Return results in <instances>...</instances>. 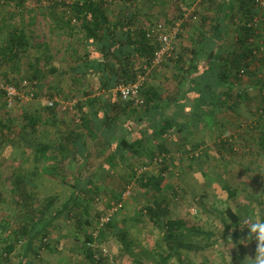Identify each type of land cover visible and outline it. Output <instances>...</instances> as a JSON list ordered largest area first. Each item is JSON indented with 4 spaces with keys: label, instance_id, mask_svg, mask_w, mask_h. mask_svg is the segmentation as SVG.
Masks as SVG:
<instances>
[{
    "label": "rangeland",
    "instance_id": "obj_1",
    "mask_svg": "<svg viewBox=\"0 0 264 264\" xmlns=\"http://www.w3.org/2000/svg\"><path fill=\"white\" fill-rule=\"evenodd\" d=\"M64 1L23 0L19 9L18 0H0V46L7 39L6 31L10 27L18 30L24 28L29 41V48L23 57L1 61L0 55V83L12 84L21 95L10 108L5 106L0 97V121L5 127L1 129L3 133H0V264H6L2 226L7 224L6 233H10L15 242V250L9 260L11 264H18L26 240L16 235V229L31 222L43 226L44 221H41L38 212L51 198L57 199L51 209L52 213L59 211L73 191V172L79 171L82 166L80 159L67 152L59 158V164L44 159L36 161V148L48 146L52 152H58L60 149L57 146L66 143L68 131H76L77 105L71 110L67 106L73 99H77V104L92 97L98 99V105L105 102L96 77L87 75L81 78L75 75L74 65L85 51L84 44L78 40V24L73 22L66 27L57 20L59 18H51L48 14L52 6L56 3L61 6ZM123 1L110 0L109 8L112 10L108 11V15L115 19L119 12L130 11V1H135L138 3L136 11L140 15V25L146 28L161 25L167 29L168 24L177 17L178 9L187 8L195 19L192 20L193 26L183 31L177 39L176 51L184 45L193 46L190 45L191 42L193 44L192 37L201 32L204 18L210 20V5L216 11L218 7L215 4H220V0H211L212 3H207L209 0ZM200 1H204L203 4ZM65 3L68 5L70 0ZM206 6H209L208 12L203 11ZM61 9L59 7L57 11L60 13ZM65 12L68 17L71 16L70 12ZM261 17L257 28L264 33V14ZM235 33L237 28L227 27L225 43L219 49L216 46L214 52L230 51ZM173 58H166L162 64L152 67L148 76L142 75L143 83L159 82L160 87L167 85V77L175 70L165 64L169 62L173 66ZM254 66L258 68L260 65L254 63L252 68ZM24 81L27 82L25 88L21 86ZM32 91L34 96L30 97ZM249 92L255 98L252 110L249 106L242 109L248 122L245 117V121L236 122V117L223 116L224 123L219 121L214 131L202 133V137L198 138L202 144L198 143L192 154L188 152L190 147H185L182 141L180 144L176 140L174 143L169 140L166 142V149L171 156L165 161L168 170L162 193L171 204L168 207V218L179 221L176 239L189 247L179 249L177 254L168 259L163 233L143 213L145 196L137 189L135 178L131 177L133 174L128 167H137L134 173L139 177L150 170L151 173H157L160 165L152 164L147 171L139 173L138 169L142 165L129 159L123 161L122 167L106 169L99 174H106L102 176L103 185H91L84 196L77 194V199L88 198V212L93 219L91 225L77 226L71 211L76 203V199L73 200L69 206L70 212L56 218L46 236L37 240L36 252L28 256L29 262L264 264V152L258 147L260 129L256 126L262 121L256 120L254 113L255 109H259L264 114V100L256 88H251ZM49 102H53L57 119L61 121L58 127L44 117ZM98 109L101 107L98 106ZM25 113L39 118L34 133L26 126L23 117ZM207 120L200 119L198 123L205 127ZM254 121H257L256 124ZM219 141L226 143L219 145ZM148 146L156 149L152 143ZM195 154L198 156L195 157ZM19 179L23 181L20 188L14 183ZM226 185L235 190L233 199L228 198ZM22 188L26 191V198L21 194ZM127 190L129 195L112 219L130 239L129 250L125 254L121 242L110 230L100 225L99 217L107 212L111 203L121 200L120 195ZM171 190H174L176 196L171 195ZM227 208L237 215L238 226L231 225L225 214ZM234 232H239L238 238L233 239ZM87 235L92 236L91 248L87 246ZM103 249L105 252L102 253ZM94 255L99 257L97 262H92L95 261Z\"/></svg>",
    "mask_w": 264,
    "mask_h": 264
},
{
    "label": "trees",
    "instance_id": "obj_2",
    "mask_svg": "<svg viewBox=\"0 0 264 264\" xmlns=\"http://www.w3.org/2000/svg\"><path fill=\"white\" fill-rule=\"evenodd\" d=\"M66 1L62 2L61 6L56 3L48 11V14L51 18H59L57 20L66 27H69L73 22L78 24L77 34L80 35L78 40L84 44L85 51L82 56L77 58L74 65L75 75L81 78L87 75L96 77L99 89L104 93L105 102L98 105V99L92 97L77 104L76 120L78 125L76 131H68L66 143H60L57 146L60 151L52 152L48 146L36 148V161L44 159L59 164V158L64 157L67 152L68 155L71 154L74 158L80 159L82 166L79 171L73 172L75 182L72 187L73 191L59 211L52 213L51 209L57 199L51 198L38 212L41 215V221H44L43 226L40 227L39 223L33 222L32 224L31 222L30 224L24 223L23 226L16 229V235L23 236L26 240L23 256L18 264H32L29 262L28 256L36 252L37 240L46 236L56 218L70 212L69 206L73 200L76 199V203L71 211L77 226L91 225L93 219L88 212V198L79 197L78 200L76 196L78 193H81L82 196L86 194L87 189L91 187L92 178L106 169L122 165L124 160L129 159L138 161L142 166L150 167L153 164V159L159 158L162 154L170 155L164 143L168 140L174 143L175 136L184 132L182 130L187 126L198 127L200 119L214 118L216 111H221L222 108L228 113H235L242 99L250 100L248 106L252 108L251 97L247 96L245 91L241 92L239 89L230 87L231 80L240 82L242 78H246L257 83L256 86H259L261 92L260 98L264 100V95H262L264 92V33L257 28L264 10L256 4L255 0H232L230 3L233 5L232 10L227 8L228 11L222 8L224 3L222 1L214 18L211 20L204 18L201 23V32L195 36L197 47L181 46L175 58L172 59L173 66L166 62L165 66L170 65L175 70L174 77H181V81H185L184 96L193 104L191 108L187 109V112L192 111L191 116L186 115L185 107L177 106L176 111L169 114L168 117L163 116L164 108L161 107V96L148 83L144 82L141 85L142 103L137 106L132 101H122L119 93L114 91L118 85L135 83L139 75L147 73L148 76L150 71L146 72L144 68L151 67L155 52L158 50L157 40L147 37L153 26L150 29L140 25V15L136 11L138 3L124 0L123 2L130 1L131 10L119 12L113 19L114 17L108 15V11L112 10L110 9V0H70L68 5L65 3ZM22 2L23 0H18L19 9ZM226 2L228 1L226 0ZM207 3H212V1L209 0ZM211 6L213 5H210L212 9ZM59 7H62L60 13L57 11ZM184 9L186 12L178 9L177 17L168 24L167 28L170 30L176 23H179L177 39L183 31L193 26L192 20L195 19V16L190 15L187 8ZM65 11L70 12L71 16L68 17ZM232 13L234 14L232 21L237 28V34L235 33L232 37L233 44L230 51H226L225 54L215 53L213 52L215 47L217 46L219 49L227 39L225 32L228 26H225V21L232 17L230 16ZM236 16L238 17L236 18ZM6 32L7 39L0 46L1 61L25 56L29 48V41L24 28L18 30L10 27ZM190 45H194V43L191 42ZM207 50H210L209 54ZM203 51L207 52V56L198 59L199 52ZM254 63L260 66L252 68ZM199 65H204V70L199 71ZM198 71L199 74H196ZM191 72L196 75L193 76ZM196 84L199 86L196 87ZM226 101L231 103L225 105ZM98 106L101 109H98ZM254 113L259 117L264 115L259 109H255ZM23 117L26 120L27 128L34 133L39 124V118H33L26 113ZM44 117L49 119L55 127H58L61 122L57 119L53 107H46ZM257 126L260 129L259 148L264 152V126L260 124ZM3 128L5 127L0 121V133H3V130L1 131ZM150 143L156 149H151L148 146ZM223 143L225 144L226 141H219V145ZM195 148L197 145L190 148L188 152L194 153L193 149ZM166 160L169 158L165 157L164 161ZM128 167L133 174L131 177L135 178L137 189L145 196L146 203L143 206V213L163 233V242L168 249V259H170L177 254L179 249L189 246L176 239L179 221L168 218V207L171 204L162 193L165 174L168 170L166 162L160 165L157 173H151L150 170L149 173H143L139 177L134 173L137 167L132 165H128ZM14 183L18 188L23 185L21 179ZM225 190L228 198L235 197V190L229 185L225 186ZM171 192V195L176 196L174 190ZM21 194L23 197H27L24 188H22ZM225 214L233 227L238 226L239 219L232 209L227 208ZM262 221L264 222V216H262ZM6 226L7 224H4L1 228L3 252L6 264H11L9 257L15 250V242L10 237V233H6ZM101 226L110 230L121 242L124 248L123 253H128L130 239L126 237V232L117 227L113 220ZM239 235V232H234L232 237L235 239ZM91 237V235H87L88 243L93 242Z\"/></svg>",
    "mask_w": 264,
    "mask_h": 264
},
{
    "label": "crops",
    "instance_id": "obj_3",
    "mask_svg": "<svg viewBox=\"0 0 264 264\" xmlns=\"http://www.w3.org/2000/svg\"><path fill=\"white\" fill-rule=\"evenodd\" d=\"M227 1L228 2H226V0L223 1L224 3L222 4V8H224V10H226V11H228L227 8L232 10V6L233 5L230 4L232 0H227ZM200 3L203 4V1H200ZM220 3H221V0H220ZM219 6H220V4L217 6L218 9L216 11H215V9L214 10L211 9L210 12L208 13L210 20L214 18L215 14H217V11L219 10ZM207 8H209V6L204 7L203 9H205V10H203V11L208 12ZM234 11H235V7H234ZM230 16H232V17L228 18V20L225 21V23H226L225 26H228V27L229 26H233V27H235V23L232 21V19L234 17V14L232 13V14H230ZM237 17L238 16H236V18ZM221 18H222V16H221ZM192 41H193L194 45L191 46V47L196 48L197 47L196 37H192ZM205 51H203L201 53L199 52V54L197 56L198 59L205 58L207 56V53ZM207 51H210V50H207ZM225 53H222V54H225ZM204 67H205L204 65H201V66L199 65L198 70L202 71V70H204ZM199 71L196 74H199ZM174 73H172L170 76L167 77L168 78L167 80L169 82L167 85H163V86L160 87L158 81H157L158 83L149 82L148 85L153 87V88H155V90L161 96V98H162L161 107L164 108L163 109V116L164 117H166V116L168 117L169 114H172L174 111H176L177 106L185 107L184 108V112L186 113V115L191 116V112L192 111L190 110L189 112H187V109L191 108V106L193 104H192V102L189 101L188 98H185V96H184L186 83H185L184 80L181 81L182 80L181 77H177V78L174 77ZM191 74L193 76L196 75L195 73H192V72H191ZM229 83H230L229 84L230 87L235 88V89H239V90H241V92L245 91L247 93V96L249 95L251 97V102L255 99L254 96L251 95L250 92H249V90L251 88H256L258 93L259 94L261 93L260 90H259L260 89L259 86L258 85L256 86L252 81H250L249 79H246V78H242V80L240 82L231 80ZM195 86L198 87L199 85L196 84ZM262 95H264V92H263ZM249 101L250 100H248V101L245 100L244 101L242 99L241 100V104L237 106L235 113H228L223 108H222L221 111H218L219 113L216 111V113H215L216 116L214 118L208 119L205 127H202L200 125H198V127L187 126V128L182 130L184 132H180V133L177 134V136H175V140L179 144L182 141V144H184L185 147H188V149H189V147L190 148L194 147L193 145H197L198 143L202 144V141H198V138H201L202 137L201 135L204 132H209V131H212V130L214 131V129L216 128L215 126H216L217 122L220 121L222 123V122L225 121L223 119L224 118L223 116L230 115L229 117H236L237 118L236 122L245 121V119L243 117H245L246 120H247V117L244 114V111L242 109L243 108H245V109L248 108ZM230 103H231L230 101H226L224 104L228 105ZM254 108H255V106H254ZM249 109L252 110V108H249ZM262 116H260L261 117L260 118L259 116L256 115V120L262 121L261 124H263V126H264V115H262ZM209 122H210V124H209ZM247 122H248V120H247ZM249 122H252V121H249ZM256 122L257 121H254L255 124H256ZM256 126H257V124H256ZM179 127H180V125H179ZM259 138H260V136H259ZM260 141L261 140H259V144H260ZM166 142L164 143V146L167 148ZM170 142H172V141H170ZM259 144H258V147H259ZM261 150L263 151V149H261ZM120 166L122 167V165H120ZM136 170H137V168H136ZM104 175H106V174H104ZM104 175H102V176H104ZM102 176L97 175L94 178H92V181H91L90 185H94V186H99L98 184L103 185V181H102L103 177ZM95 183H96V185H95Z\"/></svg>",
    "mask_w": 264,
    "mask_h": 264
},
{
    "label": "built area",
    "instance_id": "obj_4",
    "mask_svg": "<svg viewBox=\"0 0 264 264\" xmlns=\"http://www.w3.org/2000/svg\"><path fill=\"white\" fill-rule=\"evenodd\" d=\"M256 4L264 10V0H255ZM184 12H186V9H183ZM256 22V19L254 20ZM178 27L179 23H176L170 30L162 28L161 25H155L152 27V29L148 32L147 37L150 39L157 40V43L159 44L158 50L155 52V56L152 62V65L149 69L144 68L146 72H148L152 67H156L160 64H162L166 58H172L176 56V41H177V34H178ZM147 74V73H146ZM144 75V74H143ZM144 81V77L142 75L138 76V80L135 83L132 84H126V85H118L116 87V91L119 93V96L121 97L122 101H132L135 106L141 105L142 99H141V85ZM23 88L27 86V82L24 81L21 85ZM30 97L34 96V92H30ZM0 97L5 103V106L7 108L12 107V105L15 103L16 99H20L21 95L17 92L16 88L9 83H0ZM77 99H73L71 103H69L67 106H69V110L73 109L77 105ZM53 102H49L48 106L53 107ZM65 107H63V110ZM171 155L162 154L159 158L153 159V164L155 165H161L163 164L164 159H170ZM148 167L141 166L138 169L139 173H143L147 171ZM129 195V191L123 193L121 196V200L117 202H113L110 204L109 209L107 212L102 215L99 219L100 225L109 223L113 217L118 213V211L122 208V202L127 198ZM89 248L93 247L92 243H88L87 245ZM101 252H105V250H101ZM95 260H99V257L93 256Z\"/></svg>",
    "mask_w": 264,
    "mask_h": 264
}]
</instances>
